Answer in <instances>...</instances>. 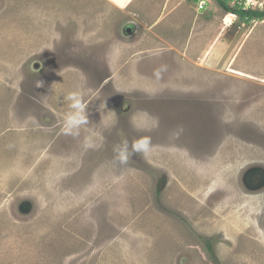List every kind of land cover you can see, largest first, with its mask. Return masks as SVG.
Returning <instances> with one entry per match:
<instances>
[{
  "label": "rangeland",
  "instance_id": "rangeland-1",
  "mask_svg": "<svg viewBox=\"0 0 264 264\" xmlns=\"http://www.w3.org/2000/svg\"><path fill=\"white\" fill-rule=\"evenodd\" d=\"M207 1L136 0L123 12L105 0H0V264H264V192L242 184L264 165V19ZM170 7L198 11L206 29L189 38ZM126 17L147 74H114L103 55ZM148 34L180 50L192 40L193 53L168 47L164 63ZM148 64L167 71L157 80ZM77 89L89 124L73 137L62 97ZM142 136L147 157L114 162L115 145Z\"/></svg>",
  "mask_w": 264,
  "mask_h": 264
},
{
  "label": "crops",
  "instance_id": "crops-1",
  "mask_svg": "<svg viewBox=\"0 0 264 264\" xmlns=\"http://www.w3.org/2000/svg\"><path fill=\"white\" fill-rule=\"evenodd\" d=\"M105 1L107 3L109 1V2H111L113 4L112 10L115 9V10H119V11H123V12L126 11L129 8V5H131L134 1L136 2V0H127L126 4L123 7H121L120 3L118 2V0H105ZM150 2H147V0H143L142 3H140V2H138V3H139V5L140 4H145V6H147L148 3H150ZM65 4H66V5H64L65 11H61L60 13H64L65 12V15H69L67 13L71 9V7L68 6L67 1H65ZM195 4L199 5L198 8H201V7L204 8V4H206V6H207L208 1L207 0H200V1L197 0V2ZM135 5H137V4H135ZM136 8L137 7L133 6L132 8H130L128 13L132 12ZM142 9H145V8H142ZM153 9L149 10V11H152L151 15H154V14L155 15L156 14L160 15L162 13V11H157V9H154V10ZM171 9L172 8L170 7L168 9L169 10L168 12H169V15H172V20L174 19L175 26L176 25L178 26L179 22H180V25L182 26L183 29L186 26V24H187V26L189 25V26L192 27V29H190L191 31L189 33L190 34L189 38H191L194 35L197 36L199 34V30H200V27H201L202 24H203V27L206 29V25H205L206 22L203 21L202 24L201 23L199 24L198 23V19H196L197 18L196 16L199 14L198 11H194V13H193V10H192L190 15H188V16H180L181 14H183L182 12H181V14L179 13V15H177V12L175 13V9H173V10H171ZM171 11L174 14H172ZM69 12H71V11H69ZM126 18H127L126 21L119 28V31H120L119 36H116V35H113L111 37L109 36V38H108L109 43L107 45L108 48L105 50L103 55L105 54L108 57V59H107L108 62H111V64H113V65L116 64L114 66V68L117 71H115L114 74H147L146 68L145 67H143V68L141 67V61H139L140 57H136L137 55H141L145 51H143V50L139 51L136 48L133 49L134 40L139 36V33L135 30V26L132 24L134 20H132L129 17H126ZM162 19H164V18H158V21L155 23V25L157 23L160 25L161 24L160 21ZM199 19H200V17H199ZM120 20H122V18ZM188 28L189 27H186L185 31ZM193 28L195 30H197V32L194 31ZM183 29H181V31H183ZM121 32H122V34H121ZM144 37L145 38L143 39V43L146 44L147 47H148L147 53L150 52L149 50H150L151 46H155L156 45V42H158V40H160V41L162 40L161 42L164 44V49H163L162 54L166 53L168 47H169V49H168V53L169 54H171L173 51H175V49H176L175 47H177V48L179 47L177 43H175L173 41H168V40L163 39V38L161 39V37H159L155 41V40H153V38H151L152 37L151 34H148V36H144ZM187 40H189V39H187ZM187 42H190V43H188L186 45L185 50H183V47H182V50H180L179 48H178V50L176 49L177 54H180L181 56H183V53L185 55L186 51L189 54L193 53V47L194 46H192V40L191 41H187ZM164 55L167 56V53L163 54V58L165 60L164 63H166L167 59H166V57H164ZM175 60H177V59H175ZM158 62H161V60L158 59ZM148 66H150L151 68L154 67V66L152 67L150 64H148ZM154 69H155V67H154ZM187 69L190 70L191 68L188 67ZM188 72H190V71H188ZM187 74H189V73H187Z\"/></svg>",
  "mask_w": 264,
  "mask_h": 264
},
{
  "label": "clouds",
  "instance_id": "clouds-1",
  "mask_svg": "<svg viewBox=\"0 0 264 264\" xmlns=\"http://www.w3.org/2000/svg\"><path fill=\"white\" fill-rule=\"evenodd\" d=\"M120 6L123 7L127 0H118ZM167 71V65H161L154 70V77L157 80L162 78V74ZM37 87L42 86V81L37 82ZM62 100L66 102L70 108V111L65 115L62 133L64 135L78 137L83 127L89 124V116L87 108L89 102L84 99V93L80 89L69 92L62 97ZM86 148L93 147L91 138L86 137L84 141ZM153 150L152 140L150 136H142L138 139H134L131 143L127 140H123L120 144L113 147L114 162L119 165H127L130 157L134 154H139L147 157Z\"/></svg>",
  "mask_w": 264,
  "mask_h": 264
},
{
  "label": "flooded vegetation",
  "instance_id": "flooded-vegetation-1",
  "mask_svg": "<svg viewBox=\"0 0 264 264\" xmlns=\"http://www.w3.org/2000/svg\"><path fill=\"white\" fill-rule=\"evenodd\" d=\"M211 140H213L211 144V154L215 153L216 148L219 145L220 137L219 135H215L213 132L212 135L209 136ZM217 145V146H216ZM198 150L197 147H195ZM260 169L261 172L254 173V170ZM242 184L243 187L247 190L249 189H257L263 190L264 192V165H255L249 167L242 175ZM264 213V211H263Z\"/></svg>",
  "mask_w": 264,
  "mask_h": 264
},
{
  "label": "trees",
  "instance_id": "trees-1",
  "mask_svg": "<svg viewBox=\"0 0 264 264\" xmlns=\"http://www.w3.org/2000/svg\"><path fill=\"white\" fill-rule=\"evenodd\" d=\"M227 10L234 11L236 14L240 16L241 19L244 20H252V19H264V10L254 9V8H245L238 7L232 8L228 5L227 0H218Z\"/></svg>",
  "mask_w": 264,
  "mask_h": 264
},
{
  "label": "bare ground",
  "instance_id": "bare-ground-1",
  "mask_svg": "<svg viewBox=\"0 0 264 264\" xmlns=\"http://www.w3.org/2000/svg\"><path fill=\"white\" fill-rule=\"evenodd\" d=\"M259 59V58H258ZM230 71L232 72V73H237V74H244L243 72H240V71H238V70H235V69H230ZM229 71V72H230ZM248 77V76H247ZM264 82V81H263Z\"/></svg>",
  "mask_w": 264,
  "mask_h": 264
},
{
  "label": "water",
  "instance_id": "water-1",
  "mask_svg": "<svg viewBox=\"0 0 264 264\" xmlns=\"http://www.w3.org/2000/svg\"><path fill=\"white\" fill-rule=\"evenodd\" d=\"M261 172L260 169L254 170V173Z\"/></svg>",
  "mask_w": 264,
  "mask_h": 264
}]
</instances>
